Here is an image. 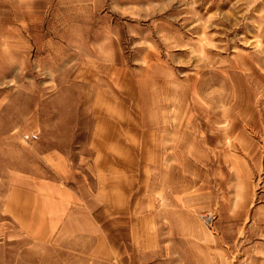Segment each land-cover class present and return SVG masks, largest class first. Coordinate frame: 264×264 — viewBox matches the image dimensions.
Wrapping results in <instances>:
<instances>
[{"label": "rangeland", "instance_id": "obj_1", "mask_svg": "<svg viewBox=\"0 0 264 264\" xmlns=\"http://www.w3.org/2000/svg\"><path fill=\"white\" fill-rule=\"evenodd\" d=\"M43 3L0 13V133L148 200L146 264H260L264 0Z\"/></svg>", "mask_w": 264, "mask_h": 264}, {"label": "crops", "instance_id": "obj_2", "mask_svg": "<svg viewBox=\"0 0 264 264\" xmlns=\"http://www.w3.org/2000/svg\"><path fill=\"white\" fill-rule=\"evenodd\" d=\"M45 1L0 0V13L25 17ZM3 29L10 34L6 48H29L22 29ZM12 133H0V264H146L143 240L129 229L140 230L138 214L148 200L138 195L130 205L124 187L91 189L84 174L72 184L74 171L59 149L47 153L45 167L46 153L30 156L28 144ZM99 158L109 160L101 152L93 163ZM261 182L258 257L264 264V178Z\"/></svg>", "mask_w": 264, "mask_h": 264}, {"label": "built area", "instance_id": "obj_3", "mask_svg": "<svg viewBox=\"0 0 264 264\" xmlns=\"http://www.w3.org/2000/svg\"><path fill=\"white\" fill-rule=\"evenodd\" d=\"M24 137H28L27 135H24Z\"/></svg>", "mask_w": 264, "mask_h": 264}]
</instances>
